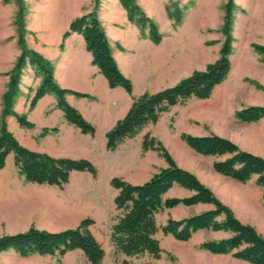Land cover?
I'll return each mask as SVG.
<instances>
[{"label": "trees", "instance_id": "1", "mask_svg": "<svg viewBox=\"0 0 264 264\" xmlns=\"http://www.w3.org/2000/svg\"><path fill=\"white\" fill-rule=\"evenodd\" d=\"M15 1L18 9L14 24L21 53L9 73L10 80L3 94L0 169L5 166L7 156L13 152L19 173L30 182L63 186L69 182L71 172L74 170L89 171L96 176L98 169L90 159L54 156L31 149L21 144L8 129L5 121L7 115L15 116L24 127L34 125L25 114H20L14 109L21 74L28 62L41 77L30 107H34L46 93H55L57 105L62 109L69 123L79 127L83 133L94 135L96 132L95 126L66 99L67 93L79 96H88V94L60 86L54 77L53 63L28 46L27 5L25 0ZM120 1L127 10L129 20L135 22L141 29L148 26L150 38L155 43H160L162 35L157 24L145 15L137 0ZM233 7L234 1L228 0L225 5L223 27L226 37L217 59L209 63L205 69L193 70L174 85L155 92L145 91L140 95H133L131 79L120 71L96 10L84 13L72 21L70 29L83 33L87 48L93 55V64L99 67L100 72L107 78L109 86L121 85L133 96V103L126 115L117 120L106 133L108 148L115 149L119 142L135 136L148 123H156L161 114L171 106L192 96L198 98L211 96L214 88L226 79L232 66L230 53L233 39L231 35ZM254 46L264 57V45ZM236 114L243 121H257L264 117V106H246L239 109ZM181 137L197 152L217 157L213 163L217 172L242 182L255 177L258 184L264 185L263 156L243 149L230 138L217 133L198 135L183 132ZM142 147L143 150L159 151L166 159L167 165L143 183L134 184L120 176H114L110 180V184L117 190L114 203L118 211L112 225L111 241L115 254L123 256L122 259L116 258L117 264H133L129 259L132 256L148 255L151 258H160L163 252L158 237L160 230L165 235L171 234L177 240L188 241L201 229L226 233L221 238L203 241L204 249L216 254L231 253L235 258L253 264H264V236L253 225L242 222L232 208L219 199L194 172L178 165L169 150L156 137L146 133ZM174 183L191 190L192 193L184 197H164ZM198 203H209L213 207L183 218H169L163 225L158 223L157 214L165 208ZM94 222L93 218L86 217L77 226L61 230L52 231L32 225L24 231L3 234L0 236V252L14 248L20 255L33 253L64 255L74 249H81L90 264H102L106 251L90 228Z\"/></svg>", "mask_w": 264, "mask_h": 264}, {"label": "rangeland", "instance_id": "2", "mask_svg": "<svg viewBox=\"0 0 264 264\" xmlns=\"http://www.w3.org/2000/svg\"><path fill=\"white\" fill-rule=\"evenodd\" d=\"M101 1L94 0V6L90 11L95 9L97 12ZM163 1L169 19L168 26H163L160 4L157 0H137L145 15L157 24L162 39L171 42L170 46L176 47L173 60L180 62V57L183 56L184 61L187 52L190 74L195 69H205L209 63L218 58L225 40L223 27L225 5L228 0ZM233 1L231 22L233 39L230 53L232 66L226 79L214 88L210 97L187 98L164 111L156 123L147 126L150 130L148 133L164 144L180 166L194 171L198 178L226 204L236 195L238 189L249 191L253 188L256 190L250 192L251 196H264V188L255 186V178L249 180L247 184H237L231 177L218 173L213 167L217 157L203 158L191 152L181 134L183 132L217 133L230 138L243 149L264 156V117L257 121H243L236 114L239 109L246 106H264V57L254 46L264 45V0ZM25 3L28 16L31 9L28 0H25ZM17 9L15 0H0V125L3 94L8 87L9 73L21 53L14 24ZM145 28L149 29L148 26ZM28 34L29 31L26 40L31 47ZM29 74L34 77L32 82ZM38 77L35 69L27 62L21 74L15 103L20 91H30ZM157 153L161 155L159 151ZM11 161L10 167H15L14 160ZM157 168L159 170L160 166ZM7 169L9 170V166ZM107 175V172L100 171L96 179L92 175L90 178L83 174H75L71 177V182L69 180V184L67 182L56 190L29 186L12 190L9 194L0 193V207H33L36 209L34 222L51 229L75 227L83 218L91 217L95 222L90 228L106 251L102 264H117L116 258L122 259L123 256L115 254L111 230L118 211L114 203L115 191L110 188L112 186L107 181ZM208 207L212 205L176 206L173 210L165 208L157 214V220L163 225L169 218H183L206 210ZM239 208L242 210L240 214L243 219L251 221V225L258 231L264 232V207ZM32 225L35 226L34 223ZM225 235L223 231L204 229L195 232L190 240L180 241L171 234L165 235L160 230L158 237L163 248L160 258L140 255L129 259L133 264H252L235 258L231 253L216 254L202 247L203 241ZM66 254L6 255L2 264H90L83 252Z\"/></svg>", "mask_w": 264, "mask_h": 264}, {"label": "crops", "instance_id": "3", "mask_svg": "<svg viewBox=\"0 0 264 264\" xmlns=\"http://www.w3.org/2000/svg\"><path fill=\"white\" fill-rule=\"evenodd\" d=\"M33 1L36 2L33 3ZM157 1L160 4L163 26H168L169 19L164 10V1ZM28 2L31 9L27 16L29 45L53 63L54 77L60 86L88 94V96H79L67 93L66 99L95 126L96 132L94 135L83 133L79 127L69 123L64 112L57 105L55 93H46L31 108V99L40 84V76L30 91H20V96L17 97L14 105L15 111L25 114L34 125L24 127L20 125L15 116L9 115L7 116L8 129L14 133L21 144L31 149L47 152L54 156L88 158L96 165L98 172L95 177L89 171L74 170L71 172L70 182L71 177L75 174H83L97 179L100 171L108 173L107 181L109 183L114 176H121L134 184L145 182L157 172V166L161 168L167 165L166 159L158 155V151L149 149L143 152L142 150L143 137L150 131L147 126L151 123L145 125L135 137L125 138L115 150L107 148L106 133L117 120L126 115L133 103V96L121 85L109 86L107 78L100 72L99 67L93 64V55L87 48L83 33L70 29L74 19L93 8L94 0H51V2L50 0H28ZM49 8H51L50 11ZM147 12L151 16L149 10ZM97 13L110 41L112 55L120 71L133 83V95H140L145 91H158L174 85L190 74L188 72V53L186 52L184 61L183 56L180 57V62L174 61L173 55L176 47L170 46L172 43L166 42V39L155 43L150 38L148 28L142 30L135 22L129 20L127 10L120 0H102L98 5ZM29 77L32 82L34 77L31 74ZM55 127L56 129H53ZM188 148L200 157H215L201 154L190 146ZM12 159L14 160L13 152L7 156L5 166L0 169V193L9 194L12 190L29 186H41L44 189L52 190L59 188L58 185L27 181L18 172L16 165L10 167ZM178 165L180 164L178 163ZM183 168L192 171L190 168ZM231 179L237 184L249 182V180L242 182ZM255 186L264 188V185L257 182H255ZM110 188L114 189L116 194L117 190L113 186ZM254 190L256 189L252 188L249 191L238 189L236 195L227 203L244 223L252 224L251 221L243 219L242 210L239 207H264V196L250 195V192ZM191 193V190L174 183L164 197H184ZM198 204L212 205L209 203ZM195 205L179 204L177 207ZM175 208L176 206L168 209ZM35 210L33 207H0V236L5 233L24 231L33 223L41 229L52 231L62 229H51L42 224H36L34 222ZM258 232L264 235V232ZM77 251L83 252L81 249H74L67 254ZM6 255L20 254L14 248L0 252L1 264Z\"/></svg>", "mask_w": 264, "mask_h": 264}]
</instances>
